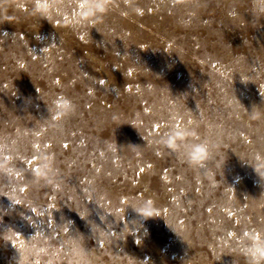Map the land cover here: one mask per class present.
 Returning a JSON list of instances; mask_svg holds the SVG:
<instances>
[{
	"label": "rangeland",
	"instance_id": "rangeland-1",
	"mask_svg": "<svg viewBox=\"0 0 264 264\" xmlns=\"http://www.w3.org/2000/svg\"><path fill=\"white\" fill-rule=\"evenodd\" d=\"M56 2L46 20L0 0V264H246L245 233L264 238V0H101L84 24ZM193 143L210 145L196 168Z\"/></svg>",
	"mask_w": 264,
	"mask_h": 264
},
{
	"label": "clouds",
	"instance_id": "clouds-1",
	"mask_svg": "<svg viewBox=\"0 0 264 264\" xmlns=\"http://www.w3.org/2000/svg\"><path fill=\"white\" fill-rule=\"evenodd\" d=\"M254 3H256V0H254ZM258 7L264 9V3L258 4ZM57 8L56 0H33L32 12L43 19L51 20ZM108 10L109 5L102 3L101 0H79L78 11L74 14L73 22L75 24L94 23L95 19L102 17L101 13H105ZM73 110L74 105L68 98L61 97L56 101V112L61 117L71 115ZM181 133L184 135L189 134L186 129L176 130L160 139L158 143L165 146L171 145L172 149H175L178 147L176 136ZM209 154V143H193L187 147L185 162L193 168L200 167L207 160ZM51 161L52 157L48 156L45 165L39 169L41 177H50L52 175L50 171ZM136 211L142 218L157 216L154 207L149 202L138 204ZM245 236L251 240V243L243 249L246 264H264V238L256 232L245 233ZM73 254L77 259V264H88L87 255L82 249H74Z\"/></svg>",
	"mask_w": 264,
	"mask_h": 264
},
{
	"label": "snow or ice",
	"instance_id": "snow-or-ice-1",
	"mask_svg": "<svg viewBox=\"0 0 264 264\" xmlns=\"http://www.w3.org/2000/svg\"><path fill=\"white\" fill-rule=\"evenodd\" d=\"M101 83H103V81H101Z\"/></svg>",
	"mask_w": 264,
	"mask_h": 264
}]
</instances>
